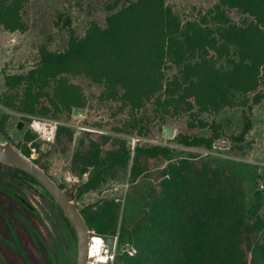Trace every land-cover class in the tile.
Segmentation results:
<instances>
[{"label": "trees", "instance_id": "16d2710c", "mask_svg": "<svg viewBox=\"0 0 264 264\" xmlns=\"http://www.w3.org/2000/svg\"><path fill=\"white\" fill-rule=\"evenodd\" d=\"M28 1L0 0V34L28 30ZM64 26L70 28L67 46H41L35 66L6 74L0 103L52 116L93 103H117L128 110L120 125L86 131L72 157V169L83 180L75 194L67 191L78 201L130 172V195L144 194L137 223L119 226L122 203L115 196L81 207L97 238L118 236L116 264H264L262 192L246 204L243 188L225 166L198 159L191 150L212 149L223 138L220 123L214 119L209 124L206 113L241 107L243 129L232 136L236 142L245 141L253 127L254 105L264 99V0H217L193 17H183L167 0H125L120 7L107 5L105 19H94L83 35L77 34L71 16ZM80 78L98 92L88 90ZM168 116H189L190 126L210 125L211 132L177 135L174 142L184 151L159 143L132 147L127 135H146L159 117L163 128ZM63 135L72 141L75 131L61 125L57 139ZM36 136L29 130L25 141ZM35 160L48 171L40 158ZM6 165L7 181L40 184L26 171ZM143 177L147 183L136 185ZM126 243L135 245L137 253L122 250Z\"/></svg>", "mask_w": 264, "mask_h": 264}, {"label": "rangeland", "instance_id": "374dc122", "mask_svg": "<svg viewBox=\"0 0 264 264\" xmlns=\"http://www.w3.org/2000/svg\"><path fill=\"white\" fill-rule=\"evenodd\" d=\"M216 1L167 0V3L173 6L183 17H193L204 13ZM124 2L125 0H29L24 11V19L29 26L28 30L14 33L2 31L0 34V95L7 89L5 75L8 73H25L35 66L38 62L41 46L45 45L52 50H63L67 46L70 28L64 26V20L68 16L73 18V27L77 34L83 35L94 19H105L107 5L118 3V7H120ZM60 11H64L65 14L61 15ZM58 19H60L59 24L56 22ZM78 81L84 84L88 90L98 92V89L91 86L85 78H80ZM261 88H264V83H262ZM253 96L254 93L251 94V97ZM93 104L94 106L84 108L86 109L85 115L69 114L68 112H62L58 116L40 115L74 123L75 126H70L75 131V138L72 141H69L66 135H63L61 140L56 138L53 142H44L36 137L25 141L27 132L18 129L16 123L18 120H27L20 115L29 113L13 110L1 103L0 112H4L7 119L10 118V130L16 141L19 144L26 143L30 150V156L33 153V158H40L41 163L48 167V172L59 183L63 184L68 192L75 194L76 184H79L83 178L72 169V157L79 147L81 139L87 135L86 131L102 132L105 129H112L116 125H120L118 123H121L128 116V110H121L117 103H111L108 106H102L99 103ZM203 117L208 120L209 124L214 119L220 123V130L224 133L222 140L226 141L228 146L215 145L212 149L191 148V150L198 154V159L214 160V162L225 166L229 176H234V179L243 188L246 204L254 201L256 191H261L263 204L260 214L264 217V186H261L264 184V99L254 105L253 127L243 142H236L232 138L233 135L239 134L243 129V110L241 107H227L216 115L206 113ZM167 119L168 124L174 125L176 128L174 137L167 138L164 136L163 120L159 117L155 119L151 130L146 135L139 136L141 140L137 143L166 142L169 145L179 147L180 145L174 142L177 135H206L211 132L210 125L205 128L190 126L187 123L190 120L189 116H168ZM127 136L133 147V137L138 135ZM36 142H39V146ZM179 148L182 149L181 151L187 149L182 146ZM142 183H147L146 178H140L136 185H142ZM132 185L130 172L121 174L118 178L104 182L99 189L86 192L78 198L77 202L80 207H84L104 197H118L122 203L119 226L125 223L133 225L142 217L144 194L141 190L132 197L130 195ZM30 186H26L24 192L45 218L44 231L50 232L54 237L61 238V235L65 237L62 233L65 225H62V217L58 214L60 211L58 205L43 188ZM56 226L62 229L58 234ZM92 235L96 234L93 233ZM102 237L104 238L102 255L105 257L104 261L107 260L103 264H116L120 251L118 236ZM70 238L71 253L75 259L73 236ZM95 241L100 243L102 240L96 238ZM123 249L129 250L130 253L133 252L131 254H136L138 251L135 245L128 243L122 246Z\"/></svg>", "mask_w": 264, "mask_h": 264}, {"label": "flooded vegetation", "instance_id": "af4514ba", "mask_svg": "<svg viewBox=\"0 0 264 264\" xmlns=\"http://www.w3.org/2000/svg\"><path fill=\"white\" fill-rule=\"evenodd\" d=\"M9 122L10 118L7 119L4 112H0V130L7 133L13 142L20 146L12 135ZM16 126L25 132L30 130L29 123L25 119L18 120ZM7 168L6 163L0 164V264H79L77 230L61 206L40 182L44 188L38 183L31 186L27 182L24 184L21 178L7 181ZM26 186L43 188L58 205L60 210L58 214L62 217V225H65L62 232L65 237L62 235L61 238L54 237L50 232L44 231L46 220L26 196L24 192ZM56 230L57 234L62 231L59 226H56ZM72 236L75 259L70 248ZM41 242L48 250L50 262L46 258Z\"/></svg>", "mask_w": 264, "mask_h": 264}, {"label": "water", "instance_id": "95a60500", "mask_svg": "<svg viewBox=\"0 0 264 264\" xmlns=\"http://www.w3.org/2000/svg\"><path fill=\"white\" fill-rule=\"evenodd\" d=\"M76 115H85L86 109L75 108ZM20 123V127H21ZM176 128L174 125L164 126V136L172 138L175 136ZM217 145L227 147L228 143L219 140ZM26 147V143L23 144ZM17 145L7 133L0 130V162L18 167L30 175L34 176L45 189L54 197L61 206L66 216L76 228L79 241V264H89V248L91 244L90 225L81 211V207L75 197H72L65 188L34 158H31L23 149ZM43 247V242H41ZM43 251L49 260L48 250L44 246Z\"/></svg>", "mask_w": 264, "mask_h": 264}, {"label": "built area", "instance_id": "2783aa9c", "mask_svg": "<svg viewBox=\"0 0 264 264\" xmlns=\"http://www.w3.org/2000/svg\"><path fill=\"white\" fill-rule=\"evenodd\" d=\"M20 116L25 117L28 120L29 128L31 131L36 133L37 135L36 138L44 142L55 141L61 125L75 126V124L72 122H65L58 118L45 117V116L34 115V114H22ZM80 128H84V127H80ZM140 140L141 138L139 136L133 137V148L136 146L137 141H140ZM157 143L167 144L166 142H157ZM33 150L35 151V148H33ZM33 155L34 154L31 153L32 158L34 157ZM261 186L263 187L264 184H261ZM91 234H93V232H91ZM94 237L95 235H91V242ZM103 262L106 263L107 260L99 261V257L97 256L92 257L89 252V264H103Z\"/></svg>", "mask_w": 264, "mask_h": 264}, {"label": "bare ground", "instance_id": "6f19581e", "mask_svg": "<svg viewBox=\"0 0 264 264\" xmlns=\"http://www.w3.org/2000/svg\"><path fill=\"white\" fill-rule=\"evenodd\" d=\"M96 236L92 239L91 246H90V255L93 256H99V261H102L105 259V257L102 255V247L104 245V239L99 243L96 240Z\"/></svg>", "mask_w": 264, "mask_h": 264}]
</instances>
